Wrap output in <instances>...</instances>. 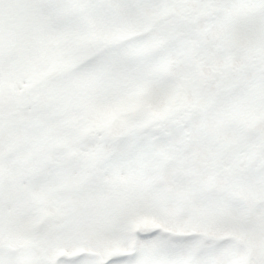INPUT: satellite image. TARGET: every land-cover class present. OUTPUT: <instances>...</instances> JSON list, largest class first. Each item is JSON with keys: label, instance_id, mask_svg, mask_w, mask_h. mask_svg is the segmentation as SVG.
I'll return each mask as SVG.
<instances>
[{"label": "snow or ice", "instance_id": "6c2138e0", "mask_svg": "<svg viewBox=\"0 0 264 264\" xmlns=\"http://www.w3.org/2000/svg\"><path fill=\"white\" fill-rule=\"evenodd\" d=\"M0 264H264V0H0Z\"/></svg>", "mask_w": 264, "mask_h": 264}]
</instances>
